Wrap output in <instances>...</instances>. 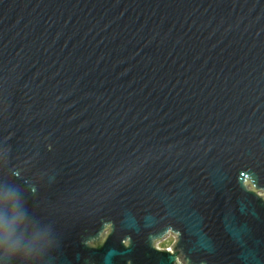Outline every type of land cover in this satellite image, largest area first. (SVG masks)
I'll list each match as a JSON object with an SVG mask.
<instances>
[{"label":"water","instance_id":"95a60500","mask_svg":"<svg viewBox=\"0 0 264 264\" xmlns=\"http://www.w3.org/2000/svg\"><path fill=\"white\" fill-rule=\"evenodd\" d=\"M6 178L44 264H264V0H0Z\"/></svg>","mask_w":264,"mask_h":264},{"label":"clouds","instance_id":"9594fccd","mask_svg":"<svg viewBox=\"0 0 264 264\" xmlns=\"http://www.w3.org/2000/svg\"><path fill=\"white\" fill-rule=\"evenodd\" d=\"M0 264H44L47 234L25 215L28 201L10 179L0 180Z\"/></svg>","mask_w":264,"mask_h":264},{"label":"rangeland","instance_id":"374dc122","mask_svg":"<svg viewBox=\"0 0 264 264\" xmlns=\"http://www.w3.org/2000/svg\"><path fill=\"white\" fill-rule=\"evenodd\" d=\"M243 184L245 185L246 189L254 191V193L259 195L260 197L264 196V189L263 188H255V185L252 184L250 179L244 178ZM110 230H111L110 224H108L104 227V229L99 234V236H100L99 243H101L103 241V239L110 233ZM93 242H94V239L86 241V243H88L89 245H92ZM173 243H174V237L171 236V237L165 239L164 241H162L161 246L166 247V246L172 245Z\"/></svg>","mask_w":264,"mask_h":264},{"label":"built area","instance_id":"2783aa9c","mask_svg":"<svg viewBox=\"0 0 264 264\" xmlns=\"http://www.w3.org/2000/svg\"><path fill=\"white\" fill-rule=\"evenodd\" d=\"M174 237V242L176 241V238L177 236L174 234V233H170L168 235H165L163 237H161L160 239H157L155 242H154V245L156 248H159V249H167L169 250L171 253H173V249L171 248V245L169 246H166V247H163L161 246L162 244V241H164L165 239L169 238V237ZM124 244H129V240H125L124 241ZM173 245V244H172ZM177 258L178 260L181 262V264H186V261L184 260V255L181 254V252L177 253Z\"/></svg>","mask_w":264,"mask_h":264},{"label":"flooded vegetation","instance_id":"af4514ba","mask_svg":"<svg viewBox=\"0 0 264 264\" xmlns=\"http://www.w3.org/2000/svg\"><path fill=\"white\" fill-rule=\"evenodd\" d=\"M16 175L18 176V177H21L22 176V174L20 173V171H17L16 172ZM32 186H30V188H31Z\"/></svg>","mask_w":264,"mask_h":264},{"label":"trees","instance_id":"16d2710c","mask_svg":"<svg viewBox=\"0 0 264 264\" xmlns=\"http://www.w3.org/2000/svg\"><path fill=\"white\" fill-rule=\"evenodd\" d=\"M161 253H162V254H165V253H166V251H162Z\"/></svg>","mask_w":264,"mask_h":264}]
</instances>
